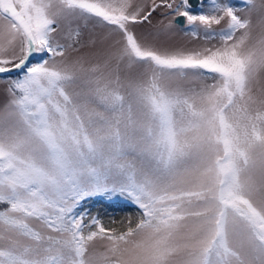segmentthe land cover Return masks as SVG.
I'll return each mask as SVG.
<instances>
[{"label":"snow or ice","instance_id":"obj_1","mask_svg":"<svg viewBox=\"0 0 264 264\" xmlns=\"http://www.w3.org/2000/svg\"><path fill=\"white\" fill-rule=\"evenodd\" d=\"M243 2L264 19V2ZM159 9L220 46L138 36L132 26ZM192 9L191 0H0V73L26 69L0 113V264H264V184L243 178L264 170V90L257 98L251 87L264 36L245 49L252 20L232 0ZM80 20L118 37L102 66L70 62V45L55 39L62 25L79 37ZM76 65L87 92L73 95ZM101 192L129 197L142 218L120 233L86 223L78 208ZM96 241L104 251L88 260Z\"/></svg>","mask_w":264,"mask_h":264},{"label":"rangeland","instance_id":"obj_2","mask_svg":"<svg viewBox=\"0 0 264 264\" xmlns=\"http://www.w3.org/2000/svg\"><path fill=\"white\" fill-rule=\"evenodd\" d=\"M234 1V2H233ZM232 4L238 9L237 14L243 17H250L252 20V26L249 30V39L245 44V49H252L257 47V41L264 36V19H262L260 13L256 11L249 12L248 6L244 4L243 0H233ZM159 3V0H156ZM264 0H256L257 5H260ZM152 3V0H134V4L144 6L145 8ZM179 3V0H176ZM212 7V0H206L201 5L193 9L194 14H198L203 11L208 14ZM164 9H159L152 13L147 21L137 23L133 25V30L138 36L141 37H157V42L170 48H183L188 50H199L202 48H215L220 46V41L216 39H206L203 27L200 26L199 36L194 37L191 35V27L187 21L185 24H179L175 21V13L169 12L167 15H163ZM3 21L0 20V24ZM225 24L213 25L212 28L215 31H219ZM79 28V37L70 35V30L67 25H62L57 29L55 39L61 44L70 45L67 48L68 59L70 62L80 61L85 70L90 69L96 65H103L104 52L108 44L112 39H118V37H109V29L101 23H97L95 20L83 21L80 20L72 25V28ZM240 33H238L239 35ZM9 65L8 67H10ZM77 67V80L67 86V90L73 94H82L87 92L83 80L85 74L79 71L80 65ZM96 77L106 75L105 70L101 67V70L97 72ZM15 75L4 74L0 75V113L4 112L5 106L10 100L8 93L9 81L14 80ZM207 83L211 84L213 81L209 78ZM253 95L260 98L262 90H264V70H261L251 84ZM89 107L95 108L97 111L103 112L104 109L99 105L93 103ZM259 105L250 106V112L255 113ZM259 148L253 151L254 158H259ZM250 179L258 188L261 184H264V170L261 169L259 164L252 169L249 173L243 177ZM257 199H259V193H257ZM3 206L0 204V208ZM6 208V207H5ZM4 209V208H3ZM0 209V210H3ZM78 211L86 212V223L92 218L96 217L100 222L108 229L115 230L117 233L126 231L128 226H135V224L142 218V210L138 205L132 202L127 196H121L119 194L112 193H97L96 195L86 197L82 202ZM92 230H95L94 228ZM45 234H48L45 230ZM55 235L54 233H52ZM141 239V237H136ZM26 242V241H25ZM104 251L102 242L96 241L89 245L86 253V259L96 261L99 258V254Z\"/></svg>","mask_w":264,"mask_h":264},{"label":"water","instance_id":"obj_3","mask_svg":"<svg viewBox=\"0 0 264 264\" xmlns=\"http://www.w3.org/2000/svg\"><path fill=\"white\" fill-rule=\"evenodd\" d=\"M202 0H191V3L193 5V8H196L200 5ZM175 21L179 24H185L186 19L183 17H175ZM34 57L30 58V61L33 59ZM29 61V62H30ZM11 67V66H10ZM20 69H12V71L8 72V73H0V74H11V73H15L17 71H19Z\"/></svg>","mask_w":264,"mask_h":264},{"label":"trees","instance_id":"obj_4","mask_svg":"<svg viewBox=\"0 0 264 264\" xmlns=\"http://www.w3.org/2000/svg\"><path fill=\"white\" fill-rule=\"evenodd\" d=\"M46 59V57H44ZM40 57H35L32 61L29 62V66L33 63H37L39 61ZM26 71V69L20 70L19 72H16L14 74L11 75H15L14 79H17L19 77H21L23 75V72ZM4 75V74H3ZM3 207L0 209H3L5 207H7V205L5 203H0Z\"/></svg>","mask_w":264,"mask_h":264},{"label":"flooded vegetation","instance_id":"obj_5","mask_svg":"<svg viewBox=\"0 0 264 264\" xmlns=\"http://www.w3.org/2000/svg\"><path fill=\"white\" fill-rule=\"evenodd\" d=\"M205 1H206V0H205ZM232 1H233V0H232ZM233 2H234V1H233ZM233 2H232V3H233Z\"/></svg>","mask_w":264,"mask_h":264}]
</instances>
